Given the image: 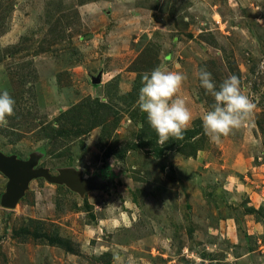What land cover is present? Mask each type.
I'll return each mask as SVG.
<instances>
[{
	"label": "rangeland",
	"instance_id": "rangeland-1",
	"mask_svg": "<svg viewBox=\"0 0 264 264\" xmlns=\"http://www.w3.org/2000/svg\"><path fill=\"white\" fill-rule=\"evenodd\" d=\"M261 61L264 0H0V92L15 100L0 153L74 171L7 207L0 169V264H264ZM158 66L186 77L196 131L164 146L136 105ZM201 68L217 86L236 75L256 105L219 144Z\"/></svg>",
	"mask_w": 264,
	"mask_h": 264
},
{
	"label": "clouds",
	"instance_id": "clouds-1",
	"mask_svg": "<svg viewBox=\"0 0 264 264\" xmlns=\"http://www.w3.org/2000/svg\"><path fill=\"white\" fill-rule=\"evenodd\" d=\"M257 71L264 73V61L260 62ZM196 75L206 94L214 98L211 108L201 117L203 133L210 142L219 144L222 138L235 134L250 121L256 105L242 92L236 75L225 78L218 86L206 68H201ZM185 79L181 72L161 66L142 76L136 105L146 114L161 146L170 139L183 140L185 131L191 127L192 113L180 95ZM14 109L15 100L10 93L7 90L0 92V127L7 126ZM121 261L118 253L113 255V264H121ZM128 264H132L130 259Z\"/></svg>",
	"mask_w": 264,
	"mask_h": 264
},
{
	"label": "water",
	"instance_id": "water-1",
	"mask_svg": "<svg viewBox=\"0 0 264 264\" xmlns=\"http://www.w3.org/2000/svg\"><path fill=\"white\" fill-rule=\"evenodd\" d=\"M99 80V78L96 79V81ZM36 164V159L31 158L29 160H22L15 156H6L0 153V169L9 178L6 192L2 197V204L4 206L14 207L24 195L30 181L39 176H44L50 182L68 183L71 186V175L74 173L73 170L62 169L59 175L52 176L48 169L44 167L36 168Z\"/></svg>",
	"mask_w": 264,
	"mask_h": 264
},
{
	"label": "trees",
	"instance_id": "trees-1",
	"mask_svg": "<svg viewBox=\"0 0 264 264\" xmlns=\"http://www.w3.org/2000/svg\"><path fill=\"white\" fill-rule=\"evenodd\" d=\"M195 132H196V131H194V129H190V130L187 129V130L185 131L184 135L186 136V135L189 134V133L194 134ZM192 134H190V135H192ZM169 141H172V139H170ZM169 141H168V142H169Z\"/></svg>",
	"mask_w": 264,
	"mask_h": 264
}]
</instances>
